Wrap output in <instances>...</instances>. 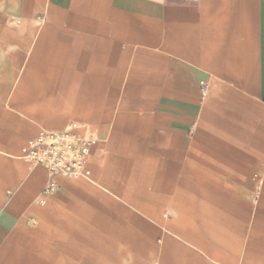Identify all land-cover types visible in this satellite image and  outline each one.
<instances>
[{
  "label": "crops",
  "instance_id": "obj_1",
  "mask_svg": "<svg viewBox=\"0 0 264 264\" xmlns=\"http://www.w3.org/2000/svg\"><path fill=\"white\" fill-rule=\"evenodd\" d=\"M70 121L100 137L95 183L59 177L41 203L48 172L18 155ZM89 229L161 264L264 247V0H0V264L110 245ZM86 249L68 262L94 264Z\"/></svg>",
  "mask_w": 264,
  "mask_h": 264
},
{
  "label": "built area",
  "instance_id": "obj_2",
  "mask_svg": "<svg viewBox=\"0 0 264 264\" xmlns=\"http://www.w3.org/2000/svg\"><path fill=\"white\" fill-rule=\"evenodd\" d=\"M99 139L98 134L85 135L79 122L70 121L60 130L41 129L26 141L18 157L31 167L42 165L48 172V179L41 193V203L59 190V177L95 183V175L88 168L87 162L92 146Z\"/></svg>",
  "mask_w": 264,
  "mask_h": 264
},
{
  "label": "rangeland",
  "instance_id": "obj_3",
  "mask_svg": "<svg viewBox=\"0 0 264 264\" xmlns=\"http://www.w3.org/2000/svg\"><path fill=\"white\" fill-rule=\"evenodd\" d=\"M113 81H111L112 83ZM105 92L102 93V96H105ZM80 181H86L84 179H78ZM87 182V181H86ZM52 216H56L58 220L63 221V222H70V214L69 213H64V212H58L55 215L53 214ZM73 221V220H72ZM77 222L81 225H86L87 224V219L84 217V215L78 214ZM85 223V224H84ZM80 227V226H79ZM89 227V226H88ZM82 230L79 229V232ZM84 232V231H83ZM86 233V237L94 238L95 242H109L110 245H102V246H88L87 249L90 250L92 249V253L94 255V264H116L114 260V256L118 253H125L127 256H135L140 262L146 263V264H161V261L156 260L155 258L152 259L151 257V251L154 247H151L149 245H142V246H137L134 244L135 241H139L138 237L134 235L133 233H126L127 235L124 238H118V235H116L113 232L107 231V232H101L96 229H89L88 232ZM103 239V240H102ZM140 241H143V244L148 241V239L141 238ZM49 250H54L53 245L47 246ZM72 248L73 251H77L78 248V253H81L86 247H67V246H62L61 249V261L62 264H70V258H69V252L66 251L67 249ZM256 250H259V252L255 253H250V254H244L242 253L239 256V262L238 264H242L243 259H248L251 262L254 263H260L262 260H264V247L260 246H255L253 247ZM66 249V250H65ZM86 249V250H87ZM104 250L105 255H101V250ZM158 257L160 256V251L161 247L160 245L158 246ZM245 249V247L243 248ZM65 250V251H64ZM87 250V251H88ZM107 250L109 252L107 253ZM81 251V252H80ZM86 252V251H85ZM91 252V251H90ZM106 252V253H105ZM126 262L129 260V257H126L124 259ZM122 260V261H123ZM211 264H216L215 262H211ZM120 264H123L122 262Z\"/></svg>",
  "mask_w": 264,
  "mask_h": 264
}]
</instances>
